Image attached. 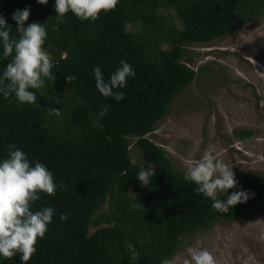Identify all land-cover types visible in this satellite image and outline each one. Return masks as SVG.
<instances>
[{
  "label": "trees",
  "instance_id": "obj_1",
  "mask_svg": "<svg viewBox=\"0 0 264 264\" xmlns=\"http://www.w3.org/2000/svg\"><path fill=\"white\" fill-rule=\"evenodd\" d=\"M54 2L0 0L13 37L19 33L11 13L30 6L25 25H45L43 48L54 61L53 80L46 79L36 103L18 105L14 94L0 95V157L15 144L30 160L45 163L59 185L32 204L33 210L51 206L55 213L26 264H159L176 255L185 237L264 204V174H246L228 191L248 190L247 201L227 212L213 209L150 137L172 99L196 77L184 61L188 47L223 38L264 13V0H119L94 21L69 11L58 30L52 28ZM10 59L0 58V69ZM121 59L135 76L128 77L126 88L119 89L125 96L116 101L99 93L92 69L99 65L107 79ZM105 105L107 113L98 118ZM132 143L155 168L149 185L137 179L143 167L132 161ZM131 190L142 192V205H133ZM60 213L67 219L61 221ZM0 264L22 262L17 254Z\"/></svg>",
  "mask_w": 264,
  "mask_h": 264
},
{
  "label": "rangeland",
  "instance_id": "obj_2",
  "mask_svg": "<svg viewBox=\"0 0 264 264\" xmlns=\"http://www.w3.org/2000/svg\"><path fill=\"white\" fill-rule=\"evenodd\" d=\"M184 61L196 77L172 99L150 137L182 173L186 160L199 159L212 144L236 178L264 174V13L223 38L189 46ZM130 153L133 162L151 166L133 143ZM130 194L134 206L143 204L142 192ZM188 247L208 248L218 264H264V204L245 217L221 219L185 237L171 264H183Z\"/></svg>",
  "mask_w": 264,
  "mask_h": 264
},
{
  "label": "clouds",
  "instance_id": "obj_3",
  "mask_svg": "<svg viewBox=\"0 0 264 264\" xmlns=\"http://www.w3.org/2000/svg\"><path fill=\"white\" fill-rule=\"evenodd\" d=\"M37 2L48 4V0ZM118 2L119 0H55L57 23L52 28L58 30L64 15L69 11L81 20L94 21L101 11L114 9ZM30 12V6H26L11 13V19L16 22L18 37L10 35L12 25L0 14V58L11 57L3 69H0V95L7 99L10 94H14L18 105L36 103L37 92L45 85L46 79L53 80L51 69L54 61L43 48L48 32L45 25L37 21L25 25ZM92 75L101 95L120 101L125 93L119 89L126 88L127 79L135 76V70L129 62L121 59L119 66L107 79L99 65L93 67ZM107 111L108 106L105 105L97 111L96 116L103 117ZM7 149V155L0 157V257L11 258L19 254L22 264H26L37 251V238L44 237L55 213L51 206L33 210L32 204L40 198L42 192L53 195L59 185L45 163L30 160L25 151L15 144H9ZM185 165L183 179L194 183V191L209 198L213 209L227 212L232 206L246 202L249 198V191L246 189L229 193L228 190L234 188L238 180L232 166L219 158L212 144L207 145L199 159L186 160ZM154 173L155 168L143 167L136 175L142 185H149ZM59 218L64 221L67 214L60 213ZM159 264L171 262L165 257L159 260ZM183 264L218 262L208 248L188 247Z\"/></svg>",
  "mask_w": 264,
  "mask_h": 264
}]
</instances>
